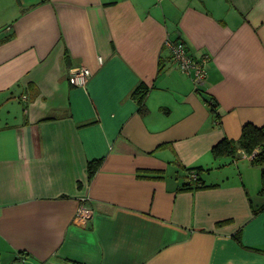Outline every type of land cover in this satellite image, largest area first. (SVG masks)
I'll use <instances>...</instances> for the list:
<instances>
[{
    "label": "crops",
    "instance_id": "crops-1",
    "mask_svg": "<svg viewBox=\"0 0 264 264\" xmlns=\"http://www.w3.org/2000/svg\"><path fill=\"white\" fill-rule=\"evenodd\" d=\"M168 39L208 56L201 84ZM246 123L264 0H0V264H264L261 168L211 151Z\"/></svg>",
    "mask_w": 264,
    "mask_h": 264
},
{
    "label": "trees",
    "instance_id": "trees-1",
    "mask_svg": "<svg viewBox=\"0 0 264 264\" xmlns=\"http://www.w3.org/2000/svg\"><path fill=\"white\" fill-rule=\"evenodd\" d=\"M148 87L144 84H140L133 95L137 98L140 108H143V100L147 94ZM211 109L214 111L216 107V102L214 98H208ZM241 149L246 154L251 156V163L259 166L261 168V187L259 193L264 195V125L257 126L252 123H246L242 127L241 135L238 140H232L223 138L217 143H215L212 148V154L215 158L220 156H231L233 157L237 151ZM100 160L90 161L87 165L88 179L94 175ZM187 173L185 175L186 181L182 188L185 190H195L207 187L203 181L201 173L204 169L201 166L186 168ZM194 174V178H190V175ZM264 205V204H263ZM264 206L261 207V209ZM237 235V234H236ZM237 237H239L237 235ZM75 264H82L79 262H74Z\"/></svg>",
    "mask_w": 264,
    "mask_h": 264
},
{
    "label": "built area",
    "instance_id": "built-area-1",
    "mask_svg": "<svg viewBox=\"0 0 264 264\" xmlns=\"http://www.w3.org/2000/svg\"><path fill=\"white\" fill-rule=\"evenodd\" d=\"M166 45L170 48L172 57L176 61L179 69L183 73L189 75L196 85L201 84L207 75L206 65L208 62V56L204 55L200 58H193L181 42H172L168 39L166 40ZM91 75L92 72L89 68L80 65L70 75L69 82L74 86L84 87ZM194 177V174L190 175V178ZM91 214L92 212L85 209H78V215L84 218H89Z\"/></svg>",
    "mask_w": 264,
    "mask_h": 264
}]
</instances>
